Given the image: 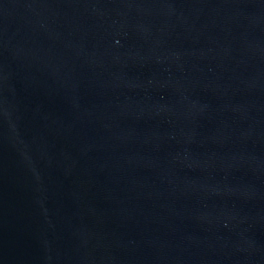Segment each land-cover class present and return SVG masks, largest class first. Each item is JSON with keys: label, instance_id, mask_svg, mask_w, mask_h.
Here are the masks:
<instances>
[{"label": "water", "instance_id": "95a60500", "mask_svg": "<svg viewBox=\"0 0 264 264\" xmlns=\"http://www.w3.org/2000/svg\"><path fill=\"white\" fill-rule=\"evenodd\" d=\"M0 264H264V0H0Z\"/></svg>", "mask_w": 264, "mask_h": 264}]
</instances>
